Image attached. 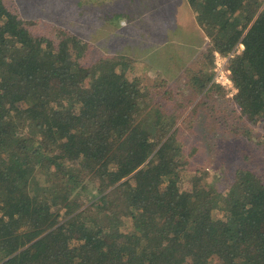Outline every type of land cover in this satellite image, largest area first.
<instances>
[{
	"label": "trees",
	"instance_id": "obj_1",
	"mask_svg": "<svg viewBox=\"0 0 264 264\" xmlns=\"http://www.w3.org/2000/svg\"><path fill=\"white\" fill-rule=\"evenodd\" d=\"M185 2L211 55L244 45L235 102L264 130V0ZM58 34L34 35L0 0V264H264L259 174L180 190L174 128L190 102L158 70L165 50L90 60L86 41Z\"/></svg>",
	"mask_w": 264,
	"mask_h": 264
},
{
	"label": "rangeland",
	"instance_id": "obj_2",
	"mask_svg": "<svg viewBox=\"0 0 264 264\" xmlns=\"http://www.w3.org/2000/svg\"><path fill=\"white\" fill-rule=\"evenodd\" d=\"M4 1L36 36L56 41L58 30L79 36L90 45V60L126 55L138 62H152L145 59L148 49L165 50L164 67L158 70L166 75L170 88L190 102L174 128L185 165L181 191L191 192L202 181L209 189L226 192L240 169L252 170L264 179L263 127L244 117L235 102V86L228 90L213 84L216 58L210 53L212 44L186 0ZM116 13L126 18L119 21ZM170 64L175 65V72L169 70ZM202 73L211 76L207 85L186 87L193 79H204ZM144 75L153 76L151 72ZM162 103L173 109L174 103Z\"/></svg>",
	"mask_w": 264,
	"mask_h": 264
},
{
	"label": "built area",
	"instance_id": "obj_3",
	"mask_svg": "<svg viewBox=\"0 0 264 264\" xmlns=\"http://www.w3.org/2000/svg\"><path fill=\"white\" fill-rule=\"evenodd\" d=\"M244 50V45L239 44V46L227 56H222L219 53L215 54V68H214V77L213 84L220 85L226 89H234L233 81L231 78V71L228 67L230 61L234 59V57Z\"/></svg>",
	"mask_w": 264,
	"mask_h": 264
},
{
	"label": "crops",
	"instance_id": "obj_4",
	"mask_svg": "<svg viewBox=\"0 0 264 264\" xmlns=\"http://www.w3.org/2000/svg\"><path fill=\"white\" fill-rule=\"evenodd\" d=\"M167 44V43H166ZM164 45V42H162V45L161 46H163ZM175 65H173V64H170L169 65V70H173L174 72H175ZM177 69H178V66H177ZM175 75V74H174ZM173 78H175V77H173Z\"/></svg>",
	"mask_w": 264,
	"mask_h": 264
}]
</instances>
